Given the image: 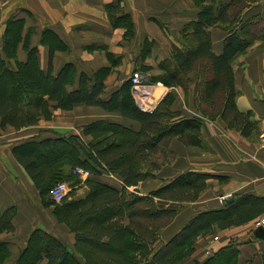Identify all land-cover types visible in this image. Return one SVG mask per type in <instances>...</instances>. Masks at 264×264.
Wrapping results in <instances>:
<instances>
[{
    "label": "trees",
    "instance_id": "1",
    "mask_svg": "<svg viewBox=\"0 0 264 264\" xmlns=\"http://www.w3.org/2000/svg\"><path fill=\"white\" fill-rule=\"evenodd\" d=\"M191 1L198 9L196 18L180 31L170 56L157 70L142 64L138 71L149 77L150 85L162 84L171 90L187 92L195 84L196 116L177 108L172 92L154 111L142 110L132 79L108 95L105 81L122 60L106 47L88 50L104 51L110 66L87 73L67 62L55 74V54L69 48L51 29L42 34L41 43L49 48L48 68L43 70L39 51L31 44L33 31L26 30L23 19H8L0 48V128L35 126L42 116H51V107H96L137 126L100 119L81 126L82 135L31 139L12 147L44 208H52L56 221L75 236L70 249L49 231L35 228L16 264H185L194 254L198 238L248 224L264 213V197H232L223 208L197 214L172 238L164 240L161 230L177 217L183 203L198 200L213 176L188 170L150 193L139 190L145 180L157 179L174 163L172 140L203 148L205 120L221 119L248 139L259 133L252 113L237 107L233 64L255 43L264 48V18L250 14L260 0ZM105 11L112 27L124 31V41L136 38L134 17L122 6V0L107 4ZM212 28L227 33L221 54L213 51ZM153 44L146 39L139 52L143 62L152 55ZM20 50L26 55L23 60ZM78 169L88 171L89 178L83 181ZM104 175L119 178L121 187L101 181ZM62 182L72 190L56 202L51 190ZM82 185L88 187V194L78 198L75 192ZM16 215L15 207L1 214L0 235L15 232ZM239 254V245L231 244L202 264H238ZM10 257L9 244L0 241V264Z\"/></svg>",
    "mask_w": 264,
    "mask_h": 264
},
{
    "label": "crops",
    "instance_id": "2",
    "mask_svg": "<svg viewBox=\"0 0 264 264\" xmlns=\"http://www.w3.org/2000/svg\"><path fill=\"white\" fill-rule=\"evenodd\" d=\"M116 1L0 0V48L3 45L2 38L6 23L10 17L25 20L26 30L33 31L31 44L32 47L38 49L40 65L45 71L48 68L49 48L42 45L41 42L42 34L47 29L57 33L69 48L66 52L55 54L53 63L55 74L67 62L75 63L79 71L87 73H93L103 66H109L104 51L98 49L93 52L88 51L92 47H106L122 60L120 67L113 69L111 77L107 81V93L110 95L125 81L132 78L130 73L134 69L135 61L152 66L157 70L159 64L170 56L172 45L177 43L180 31L188 22L196 18V12L188 3L179 2L183 0H122V6L132 13L136 23V38L128 43L123 39L124 31L112 27L105 11L107 4ZM250 14L262 15L264 18V0H260L254 5L253 9H250ZM167 30L177 35L176 40L165 37ZM211 35L213 51L216 54H221L227 33L221 28H212ZM147 38L155 40V45L152 52L153 57L143 62L141 58L134 57V54L137 55ZM19 57L21 60L26 58L22 50L19 52ZM233 69L235 87L238 92L237 107L242 112L252 113V120L258 124V135L246 139L240 133L228 129L222 120H205L201 152L192 149L184 150L182 153L179 140L174 139L170 149L176 153V161L171 167L161 171L158 176L159 183L154 184L151 187L153 189L144 190L141 193L147 194L161 187L163 185H159L161 180H165L167 183L175 175L188 170L213 176L208 180V188L200 196L199 201L187 208L185 212L188 217L186 224L197 212L223 208L224 204L219 202L221 195L264 197V145L261 138L264 136V48L254 45L248 52L235 60ZM194 86L195 84H192L187 92L181 88L171 90L163 85L156 90L160 93L159 98L168 91H172L177 97V102L180 101L182 104L183 110L196 116ZM176 106L182 109L178 104ZM97 109L93 110L94 116L89 119L90 121L108 119L137 127L136 124L117 114ZM68 113L57 111L51 124L43 122L42 126L40 124L37 127H29L18 132L12 128L0 130V216L11 207L17 208V215L13 221L15 232L0 235V241L7 242L11 250V257L5 264H16L21 250L26 246L35 228L43 227L44 230L57 236L69 248L73 249L74 234L65 225L56 221L52 208H44L34 183L11 152L12 146L18 143L31 139L43 140L55 137L59 135L55 134L57 130L75 129L74 134L82 135L78 127L88 122L80 116L81 112H76L74 116H68L70 119L66 120ZM46 125H51L53 130H49L50 128ZM24 132L26 135L20 134ZM167 171H170L168 176H162L163 173L166 175ZM174 171H176L175 174ZM81 177L83 181L89 178V176ZM100 180L115 187H121L122 184V181L116 176L104 175L100 177ZM80 188L77 197H86L88 187L82 185ZM179 219L175 223L176 227ZM253 221L242 226L218 231L219 240L216 242L208 238L198 242V251L194 254V258H201L205 261L207 257L213 256L214 253L226 246L236 244L239 245L240 251L238 264H264V238L256 236L258 229L253 228ZM180 224L182 226V222ZM171 227L170 230H167L168 232L165 231L164 240L169 239L168 236L165 238V235H169V231L172 238L184 226L178 228L177 231L171 230Z\"/></svg>",
    "mask_w": 264,
    "mask_h": 264
},
{
    "label": "rangeland",
    "instance_id": "3",
    "mask_svg": "<svg viewBox=\"0 0 264 264\" xmlns=\"http://www.w3.org/2000/svg\"><path fill=\"white\" fill-rule=\"evenodd\" d=\"M185 1V2H184ZM189 1V0H188ZM187 0H183V1H179L180 3H184V4H189L190 6H191V8L197 13V11H198V9L195 7V5L193 4V2L190 0L189 2H188ZM216 3H218V0H216ZM137 34V33H136ZM173 33H171L169 30H167V33H165V37H171V38H173L174 40H176L175 39V37H177V35H174V37H173ZM211 37H212V35H211ZM180 38V34H179V37L177 38V39H179ZM147 40L148 41H150V42H153L154 44H153V46L151 47L152 49L154 48V45H155V40H151L150 38H147ZM133 41V39L131 40V42ZM126 42H128V41H126ZM129 43V42H128ZM145 43V42H144ZM254 45H258V46H261V43L260 42H257V43H255ZM253 45V46H254ZM143 46H144V44L142 45V48H143ZM252 46V47H253ZM251 47V48H252ZM250 48V49H251ZM249 49V50H250ZM248 50V51H249ZM89 52H93V51H91V50H88ZM247 51V52H248ZM139 52L140 51H138V53H137V55H135L134 54V57L135 56H137V58L139 59ZM152 52H153V50H152ZM134 57H133V59H134ZM149 58L148 59H150V58H152L153 56L151 55V56H148ZM108 60V59H107ZM122 63V62H121ZM110 62H109V60L107 61V65H109L110 66ZM142 66V63H139V62H137V61H135L134 62V69L131 71V73H130V76L133 78L135 75H138L139 73H140V71H138L139 70V68ZM104 67V66H103ZM103 67H101V68H103ZM107 67V66H106ZM120 67V66H119ZM101 68H99V69H101ZM98 69V70H99ZM155 73H157V72H154V74ZM124 75V74H123ZM111 77V74L107 77V79H106V86H107V81H108V79ZM131 78V79H132ZM133 80V79H132ZM162 84H155V85H150L148 82L147 83H144L142 86H139V87H141V92H143L144 93V95L142 96V97H140V98H138L139 100H137V94H134V96H135V98H136V101H137V103H138V105H139V102L138 101H140V102H143L144 104H145V107L147 108V112H152V111H154L155 109H156V107H157V103H159L164 97H165V95L167 94V93H169V92H172V91H168L165 95H162L160 98H159V94H158V92H157V90H156V88L158 89H160V86H161ZM114 86H115V84H114ZM134 88H135V85H134ZM136 90H137V88H135ZM182 89V88H181ZM184 90V89H183ZM157 93H156V92ZM137 93H139L138 91H136ZM153 92H155V95H153ZM175 92V91H174ZM186 92V91H185ZM133 93H134V89H133ZM173 93V92H172ZM173 94H175V93H173ZM153 95V96H152ZM152 96V97H151ZM162 98V99H161ZM177 104L182 108V104L180 103V101L179 102H177ZM52 105H54V104H52ZM81 108V109H80ZM98 110L96 107H94V108H91V107H77V108H73V109H71V110H63V109H61V108H55V107H51V116L49 115V116H47V117H43L42 116V118H40V120H39V122L37 123V125H35V126H32V127H37V126H39L40 124H41V126H42V123L43 122H46V124H51V122L54 120V117H55V113L57 112V111H61V112H69L68 114H67V117H66V120H69L70 119V117H68V116H74L75 114H76V112H81V114H80V116H82V118L84 117L85 118V120L88 122V123H90V122H93V121H90L89 119H91V118H93V116H94V113H93V110ZM183 109V108H182ZM73 111H75V112H73ZM70 112H73V113H70ZM186 114H191L190 112H187V111H184ZM218 120H221V119H217V120H215V121H218ZM223 121V120H222ZM1 122V121H0ZM87 123V124H88ZM84 125H86V124H84ZM83 125V126H84ZM48 128H50L49 130H53V128H52V126L51 125H46ZM226 126H227V124H226ZM81 127V126H80ZM80 127H78V130L80 129ZM228 127V126H227ZM11 129L12 127H10V126H6L5 128H0V130H7V129ZM12 129H14V128H12ZM24 129H26V128H24ZM228 129H230V130H233V131H236V132H238V133H240L239 131H237V130H235V129H232V128H229L228 127ZM15 130V129H14ZM22 130V129H21ZM74 130L75 129H67V130H62V131H56L55 132V134H59V135H63V134H71V133H73L74 132ZM17 132L19 131V130H16ZM45 131H47V130H45ZM20 134H24V135H26L25 134V132L24 133H20ZM240 135H241V133H240ZM258 135V134H257ZM242 136V135H241ZM243 137V136H242ZM254 137H255V135H254ZM254 137H252V138H254ZM262 139L264 138V137H261ZM246 139H248V138H246ZM250 139V138H249ZM173 141V140H172ZM179 146H180V148L182 149V153L184 152V150L185 151H187V150H192V149H196V152H201V150L200 149H202V148H198V147H187L183 142H181L180 140H179ZM14 146V145H13ZM12 146V147H13ZM12 149V148H11ZM175 153V152H174ZM175 155H176V153H175ZM177 157V156H176ZM177 159V158H176ZM176 159H175V161H176ZM171 167V166H170ZM181 168V167H180ZM169 169V168H168ZM79 170H82V175H83V178H87L90 174H89V172L88 171H86V170H83V169H78L77 170V172L79 173ZM177 171V170H176ZM176 171H174V174L176 173ZM169 172L170 171H167V173H166V175L163 173L162 174V176H168V174H169ZM80 174V173H79ZM173 174V175H174ZM81 174H80V176H82ZM175 176H177V175H175ZM174 176V177H175ZM173 177V178H174ZM168 178H170V177H168ZM172 179V178H171ZM170 179V180H171ZM159 183V178H157V179H148V180H145L143 183H142V187H141V189H140V191L142 192V191H144V190H148V191H150L151 189H153V188H151L154 184H158ZM166 182H165V180H161V184H159L160 186L163 184H165ZM162 185V186H163ZM207 188H208V186H207ZM72 189L70 188V191H71ZM80 190H81V188H79V189H77V192H75V195L76 196H78L79 195V193H80ZM132 190V189H131ZM207 190V189H206ZM69 191V192H70ZM68 192V193H69ZM148 193H150V192H148ZM204 193V192H203ZM202 193V194H203ZM201 194V195H202ZM200 195V196H201ZM224 195H227V194H224ZM224 195H221L220 197H219V202H220V198L222 197V196H224ZM199 199H200V197L198 198V200L197 201H195V202H185V203H183L182 205H181V207H180V209H179V212H178V215H177V217L169 224V225H167L163 230H161V236L163 237V235H164V233H166V232H168L167 230L169 229L170 230V227L172 226V225H174L175 223H176V221L180 218V216H181V214H182V216H181V218L179 219V221L177 222L178 224H177V227H176V224H175V226H173V227H171V230H173V231H177L178 230V228H181L182 226H185L186 225V222H187V219H188V217H187V214L185 213L186 212V210H187V208L189 207V205H191V204H194V203H197L198 201H199ZM221 203V202H220ZM185 210V211H184ZM199 213H201V212H197V213H195V215L194 216H196L197 214H199ZM193 216V217H194ZM192 217V218H193ZM192 218H191V220H192ZM180 222H182V226H181V224H180ZM190 222V220L188 221V223ZM254 222V221H253ZM187 223V224H188ZM252 225H253V223H252ZM40 228H42V229H44L43 227H40ZM166 231V232H165ZM166 236H168L169 237V239L171 238V236H172V234L170 233V231H169V235H165V238H166ZM206 238H208L209 240H213L214 242H216V241H218L219 240V237H218V232L216 233V234H212V235H210V236H205V237H200V238H198V240L196 241V245H195V252H194V254L196 253V251H198L197 249H198V242H200V241H202L203 239L204 240H206ZM168 239V240H169ZM208 240V242H210ZM71 249V248H70ZM194 254L190 257V258H188L187 260H190L189 261V263H185L186 261H184V263L185 264H202L204 261H203V259H201V258H194Z\"/></svg>",
    "mask_w": 264,
    "mask_h": 264
},
{
    "label": "built area",
    "instance_id": "4",
    "mask_svg": "<svg viewBox=\"0 0 264 264\" xmlns=\"http://www.w3.org/2000/svg\"><path fill=\"white\" fill-rule=\"evenodd\" d=\"M132 79H133L132 81H133V84L135 85V88H137V91L139 92V93H136L137 94V100H139L138 98H140L144 95V93L140 91L141 87H139V86L143 85L142 84V76L138 74V75H135ZM138 102H139L140 108L144 111H147L145 104L143 102H140V101H138ZM262 144L264 145V138L262 139ZM79 173L82 175V170H79ZM69 191H70L69 184L62 182V183H59L53 187V189L51 190V196L56 202H61L62 200L65 199V197ZM231 197H232V194L224 195L220 198V202L222 204H224L229 199H231ZM253 228L254 229L264 228V214L254 220Z\"/></svg>",
    "mask_w": 264,
    "mask_h": 264
},
{
    "label": "water",
    "instance_id": "5",
    "mask_svg": "<svg viewBox=\"0 0 264 264\" xmlns=\"http://www.w3.org/2000/svg\"><path fill=\"white\" fill-rule=\"evenodd\" d=\"M142 82H143V83H147V82H149V77H148V76H142ZM136 91H137V90L134 88V94L137 93ZM256 236H257L258 238L263 239V238H264V228H259V229L256 231ZM211 257H212V256H211Z\"/></svg>",
    "mask_w": 264,
    "mask_h": 264
},
{
    "label": "bare ground",
    "instance_id": "6",
    "mask_svg": "<svg viewBox=\"0 0 264 264\" xmlns=\"http://www.w3.org/2000/svg\"><path fill=\"white\" fill-rule=\"evenodd\" d=\"M143 83V82H142ZM159 96H160V93L158 92ZM152 97V96H151Z\"/></svg>",
    "mask_w": 264,
    "mask_h": 264
}]
</instances>
